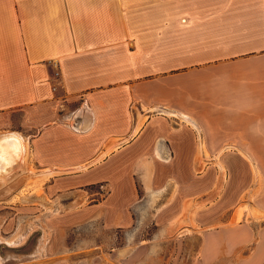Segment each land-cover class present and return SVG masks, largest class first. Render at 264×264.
<instances>
[{"label":"crops","instance_id":"1","mask_svg":"<svg viewBox=\"0 0 264 264\" xmlns=\"http://www.w3.org/2000/svg\"><path fill=\"white\" fill-rule=\"evenodd\" d=\"M10 143L7 173L32 167L36 186L170 157L214 174L239 160L264 190V0H0V153ZM251 191L234 223L264 221ZM261 226L238 264H264Z\"/></svg>","mask_w":264,"mask_h":264},{"label":"rangeland","instance_id":"2","mask_svg":"<svg viewBox=\"0 0 264 264\" xmlns=\"http://www.w3.org/2000/svg\"><path fill=\"white\" fill-rule=\"evenodd\" d=\"M156 160L153 172L87 183L57 173L36 186L32 167L0 175V264H238L249 256L264 221L234 223L235 205L252 190L245 165L214 174Z\"/></svg>","mask_w":264,"mask_h":264},{"label":"bare ground","instance_id":"3","mask_svg":"<svg viewBox=\"0 0 264 264\" xmlns=\"http://www.w3.org/2000/svg\"><path fill=\"white\" fill-rule=\"evenodd\" d=\"M9 142H11V141H9ZM8 149L9 150L6 151L7 153H5V154L0 153V174L1 175L4 174L5 172H7L10 169V167H11V164H10L11 163V160L14 158V157H12V155L16 153L18 147L16 145H13V144L11 145V143H10V146H8ZM6 165H8V169H6Z\"/></svg>","mask_w":264,"mask_h":264}]
</instances>
